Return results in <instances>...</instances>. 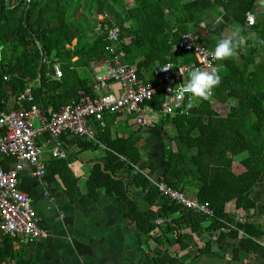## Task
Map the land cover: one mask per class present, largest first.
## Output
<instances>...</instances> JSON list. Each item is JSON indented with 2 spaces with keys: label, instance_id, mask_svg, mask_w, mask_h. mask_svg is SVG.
I'll return each instance as SVG.
<instances>
[{
  "label": "trees",
  "instance_id": "obj_1",
  "mask_svg": "<svg viewBox=\"0 0 264 264\" xmlns=\"http://www.w3.org/2000/svg\"><path fill=\"white\" fill-rule=\"evenodd\" d=\"M217 3L241 22L240 33L245 36L246 14L254 10L255 0ZM204 11L199 0H133L131 5L126 0H0V106L8 95L18 96L31 85L32 103L40 104L46 115L71 102L93 98L96 94L91 65L109 58L107 33L99 32L101 23L94 17L97 14L110 15L120 26V44L126 52L123 61L147 81L154 79L153 69L161 64L195 60L191 51L174 52L172 46L191 27L203 29L200 22ZM250 28L259 36L247 39L246 46L264 45V22ZM216 43L207 45L215 47ZM246 46L239 51V59L222 60L217 69L222 81L215 88L216 102L235 99L226 114L210 101L196 99L185 104L186 112L163 117L164 124L174 125L176 135L169 166L160 180L184 192L193 188L202 202L209 203L212 214L172 200L150 180L144 172L149 165L148 146L139 144V131H128L124 137L119 135L120 129L113 131L112 126L105 129L99 122L93 124L98 129L97 141L109 151L105 169L96 165L90 186L105 187L110 194L121 197L126 217L136 224L140 239H163L186 249L192 246L193 235L207 233L201 253H209L214 243L220 250H236L232 241L243 232L240 242L245 249L264 257V245L255 240L264 235V230L248 220L233 225L235 215L226 210L231 201L247 215L251 210H264V204L251 197L264 175V54L260 63L256 61L264 49L252 46L247 53ZM56 65L62 70L60 78H55ZM39 71L41 78L37 81ZM163 93L156 92L149 101L156 109H161ZM30 103L25 102L28 106ZM117 115L107 114L105 123ZM78 140L82 149L99 146L85 137L78 136ZM238 155H243L239 160L244 168L241 172L233 166ZM64 160L59 161V174L66 188L73 191L77 179ZM127 161L139 167L131 178L122 172ZM126 184L142 189L149 204L147 210L131 198ZM159 219L165 220L167 231L155 222ZM157 229L162 233L156 236ZM17 243L0 230V264H28Z\"/></svg>",
  "mask_w": 264,
  "mask_h": 264
},
{
  "label": "crops",
  "instance_id": "obj_2",
  "mask_svg": "<svg viewBox=\"0 0 264 264\" xmlns=\"http://www.w3.org/2000/svg\"><path fill=\"white\" fill-rule=\"evenodd\" d=\"M263 2L264 0H255L254 10L248 11L255 14L256 23L264 22V12L258 13ZM199 3L205 7L203 21L200 22V25L203 31L208 34V42L202 41L205 38L203 32L198 31V29L192 32L198 33L206 46H208L207 43L213 44L218 41L226 30H241V22L234 20L230 14L223 11L217 0H199ZM246 26L248 32L245 37L258 39V33L250 28L251 25L246 24ZM99 29L101 28L99 27ZM73 44H76V40ZM252 46L264 49V45L249 43L245 52L248 53ZM261 53L256 60L259 63L263 58L264 50ZM220 61L222 60H219V67ZM94 64L91 65L93 77L97 73L96 68L105 69ZM57 67L59 65H56L55 70ZM40 78L38 77L37 81H40ZM55 78H60L57 77L56 72ZM32 86H28L26 89ZM18 96L8 95L2 100L0 115L2 112L20 108L21 105L17 102ZM32 102L30 106L36 104L43 111L40 104ZM25 106L30 107L26 104ZM219 112L226 114L228 111ZM117 114L114 119L109 118L107 124L105 123L102 127L109 129L110 126L115 125L113 131L120 129L119 135L124 137L128 136V131H139L141 135L139 144L148 146L146 152L149 165L144 172L152 182L157 183L155 177L159 174L160 179L165 168L167 148L171 146L173 149L174 147L173 138L167 133L165 126L174 127V125L172 123L164 124L163 117L159 118L154 126L133 125L136 123L133 119H127L123 115L125 113ZM38 121L40 125L41 122ZM160 123L162 126L159 125ZM93 124L91 125L96 136L98 129ZM1 128L0 125V133L2 132ZM166 134L172 139V143L168 142ZM78 136L93 140L95 143H99V146L94 149H82ZM47 137L48 135H42L37 142L43 148L41 160L46 165V172L41 176L35 174L36 167L28 160L8 154H3L1 157V165L6 171L15 169L18 164L22 165V169L19 171L18 186L31 197L33 206L38 213L39 224L49 233L46 237L32 241L9 235L16 239L17 247H20L26 254L28 264H264L262 255L249 253L240 242L242 236L245 235L243 232L239 238L232 241L237 247L236 250L231 248L220 250L214 243L212 252L209 253H201L204 244L203 237L207 236V233L201 237L193 235L191 238L192 246L186 249H182L179 244L171 245L163 239L158 241L154 239L146 241V237L140 239L136 224L126 217L125 203L121 197L110 194L105 187L93 189L90 186V176L96 165L99 164L105 169L108 163L107 151L109 150L105 144L97 141L96 137L64 134L62 136V150L66 157L57 158L52 155L49 147L45 144ZM61 159L68 162L73 176L77 179L73 191L66 188L65 181L59 174V161ZM138 170L137 165L128 161L122 168V172L130 178ZM127 190L130 191L131 198L135 199L143 210L149 208L141 188L133 184L127 185ZM251 197L258 204H264V175L256 185ZM231 202L234 203V207L228 209ZM231 202L227 204L226 210L235 215L233 225L240 220H248L255 222L258 227L264 230V210L262 212H259V209L251 210L247 215L244 210L236 208L235 201ZM163 221L161 222L163 230L167 231L165 220ZM161 231L157 229L155 235L161 234ZM168 235L171 237L172 234L169 233ZM255 240L264 245V235L255 238Z\"/></svg>",
  "mask_w": 264,
  "mask_h": 264
},
{
  "label": "built area",
  "instance_id": "obj_3",
  "mask_svg": "<svg viewBox=\"0 0 264 264\" xmlns=\"http://www.w3.org/2000/svg\"><path fill=\"white\" fill-rule=\"evenodd\" d=\"M98 20L101 29L107 33L109 58L94 64L107 68V71L95 74V83L92 87L96 95L93 98L78 103L71 102L62 106L60 110L46 115L36 104H32L29 108L25 106V102L34 100L32 90L28 88L17 98L20 108L2 112L0 115V125L7 127L6 134L0 136V230L4 234L26 241L49 235L48 231L39 224L38 213L31 197L18 186L22 165L18 164L15 169L6 171L1 165L3 154L30 161L36 167L35 174L41 176L46 172V165L41 160L43 148L37 143L42 135H48L45 144L52 155L64 158L66 154L62 150V136L75 134L95 137L91 124L99 122L104 125V117L108 113H128L133 115L134 123L154 126L161 117L186 112L185 104L199 99L195 97L190 99L188 95L179 101L175 99V90L187 83L193 69L211 70L219 67V60L212 58L215 47H207L198 33L187 31L182 34L178 42L173 44L172 51H191L195 60L191 63L161 64L153 69L154 79L144 81L134 66L123 61L126 52L120 44V26L106 13L99 14ZM246 22L251 26L256 23L253 12H247ZM165 67L169 69L166 72L162 69ZM56 75L62 76L59 67L56 68ZM117 84L118 87L115 86ZM169 88L173 89V93L168 91ZM161 91L164 92L161 109H156L149 101L156 92ZM214 96L215 89L206 101L215 104ZM36 118L41 122L38 126L35 125ZM156 184L163 194L185 207L204 214L213 213L209 203L202 202L198 196H187L185 192L161 180Z\"/></svg>",
  "mask_w": 264,
  "mask_h": 264
},
{
  "label": "clouds",
  "instance_id": "obj_4",
  "mask_svg": "<svg viewBox=\"0 0 264 264\" xmlns=\"http://www.w3.org/2000/svg\"><path fill=\"white\" fill-rule=\"evenodd\" d=\"M246 43L247 37L241 35L239 30H226L215 45L212 58L214 60L238 59L239 51L246 46ZM162 69L165 72L169 70L167 67ZM181 74L183 75L182 70ZM221 81L222 77L216 68L211 70L195 68L190 72L187 83L175 90V99L179 101L188 95L190 99L195 97L207 100ZM168 91L173 93L172 88ZM188 106L191 107V103Z\"/></svg>",
  "mask_w": 264,
  "mask_h": 264
},
{
  "label": "rangeland",
  "instance_id": "obj_5",
  "mask_svg": "<svg viewBox=\"0 0 264 264\" xmlns=\"http://www.w3.org/2000/svg\"><path fill=\"white\" fill-rule=\"evenodd\" d=\"M183 1H188V0H183ZM133 3V0H126V4H128V5H131ZM98 15L99 14H97V15H95L94 17H95V19H98ZM78 16H79V18L81 17V15H80V13H78ZM110 16V15H109ZM111 17V16H110ZM112 18V17H111ZM113 19V18H112ZM198 29V31H200V32H203L204 34V41L205 42H208L207 41V38H208V34H207V32L206 31H203V29H199V28H197ZM193 30H196V28H194V27H191V31H193ZM95 71L97 72V73H103L104 71H107V68H105L104 70H102L100 67H98V68H96L95 69ZM264 78V77H263ZM261 81H263V80H261ZM263 85H264V83H263ZM116 87H118L119 85L117 84V85H115ZM233 100H235V99H231V100H229L227 103H222V105H220L221 103H215V108L218 110V111H221V112H227L230 108H231V105H233V103H234V101ZM125 117H127V119H130V120H132L133 119V115H131V114H128V113H125V114H123ZM35 125L37 126V125H39V121L36 119L35 120ZM133 125H138V124H133ZM159 125H161L162 126V124L160 123ZM166 127V130H167V133L172 137V138H174L175 137V135H176V130H175V128L174 127H172L171 125H166L165 126ZM112 128H115V125L114 126H112ZM243 155H238V156H236L235 158H236V161H235V163H234V169H235V171H237V172H241L244 168H243V165L239 162V160H240V158L242 157ZM185 193H186V195L187 196H195V191L193 190V188L191 189V191H185ZM234 207V203L233 202H231V203H229V205H228V209H232Z\"/></svg>",
  "mask_w": 264,
  "mask_h": 264
},
{
  "label": "water",
  "instance_id": "obj_6",
  "mask_svg": "<svg viewBox=\"0 0 264 264\" xmlns=\"http://www.w3.org/2000/svg\"><path fill=\"white\" fill-rule=\"evenodd\" d=\"M167 11H169V9H166ZM261 12H264V2H263V5L260 6L259 10H258V13H261ZM99 32H102V29L99 30ZM40 73H39V78H40ZM2 128V132L0 133V136H4L7 132V127L6 126H1ZM165 132V131H164ZM166 137H168V142L169 143H172V139L169 138V135L166 134ZM172 147L169 146L167 148V154H166V164H165V168L163 170V172L161 174H164L165 171L167 170L168 166H169V162H170V158H171V154H172ZM155 180L156 181H159V174H157V176L155 177ZM156 223H161V222H164L163 220L159 219V220H155Z\"/></svg>",
  "mask_w": 264,
  "mask_h": 264
}]
</instances>
